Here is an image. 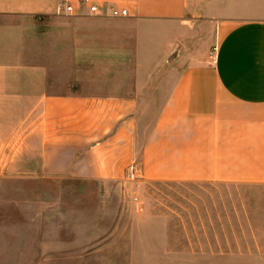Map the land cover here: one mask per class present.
<instances>
[{
    "label": "crops",
    "instance_id": "crops-1",
    "mask_svg": "<svg viewBox=\"0 0 264 264\" xmlns=\"http://www.w3.org/2000/svg\"><path fill=\"white\" fill-rule=\"evenodd\" d=\"M2 167L264 187V0H0Z\"/></svg>",
    "mask_w": 264,
    "mask_h": 264
},
{
    "label": "rangeland",
    "instance_id": "rangeland-1",
    "mask_svg": "<svg viewBox=\"0 0 264 264\" xmlns=\"http://www.w3.org/2000/svg\"><path fill=\"white\" fill-rule=\"evenodd\" d=\"M5 174L0 264H264V187L157 185L135 201L131 185Z\"/></svg>",
    "mask_w": 264,
    "mask_h": 264
},
{
    "label": "built area",
    "instance_id": "built-area-1",
    "mask_svg": "<svg viewBox=\"0 0 264 264\" xmlns=\"http://www.w3.org/2000/svg\"><path fill=\"white\" fill-rule=\"evenodd\" d=\"M66 6V12L73 14V7L71 5H65ZM90 13L91 14H98L99 13V8L97 6H91L90 7ZM111 15L112 16H126L127 12L126 11H119V10H115L112 9L111 10ZM137 169H135L134 167H132L130 169L129 175H128V181L130 182H135L137 180ZM135 201H137V199L135 198Z\"/></svg>",
    "mask_w": 264,
    "mask_h": 264
}]
</instances>
